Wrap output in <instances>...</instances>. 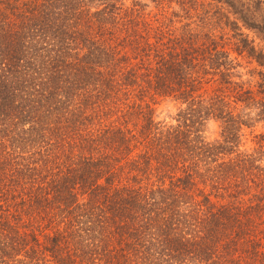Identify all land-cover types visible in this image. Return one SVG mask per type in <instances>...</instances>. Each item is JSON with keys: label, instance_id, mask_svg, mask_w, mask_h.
Here are the masks:
<instances>
[{"label": "trees", "instance_id": "16d2710c", "mask_svg": "<svg viewBox=\"0 0 264 264\" xmlns=\"http://www.w3.org/2000/svg\"><path fill=\"white\" fill-rule=\"evenodd\" d=\"M261 8L0 0V264H264Z\"/></svg>", "mask_w": 264, "mask_h": 264}, {"label": "rangeland", "instance_id": "374dc122", "mask_svg": "<svg viewBox=\"0 0 264 264\" xmlns=\"http://www.w3.org/2000/svg\"><path fill=\"white\" fill-rule=\"evenodd\" d=\"M261 7H263V4L261 5ZM261 11H264V8H261ZM247 30V29H246ZM248 34L253 37L254 39V42H257L258 41V36L255 32L251 31V30H248ZM172 109L171 106L169 104H162V105H159L158 106V110H159V115L160 116H164L166 118H168V114L172 113ZM217 131H218V127H217V124L216 122H208L204 128V135L207 137V138H212L214 136L217 135ZM248 142V140H247ZM246 142V143H247Z\"/></svg>", "mask_w": 264, "mask_h": 264}]
</instances>
